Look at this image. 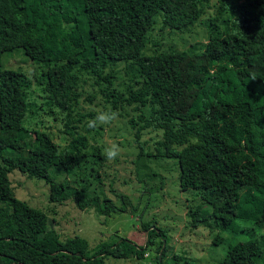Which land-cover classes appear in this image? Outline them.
Segmentation results:
<instances>
[{"label":"trees","instance_id":"1","mask_svg":"<svg viewBox=\"0 0 264 264\" xmlns=\"http://www.w3.org/2000/svg\"><path fill=\"white\" fill-rule=\"evenodd\" d=\"M210 2L0 0V264H105L109 256L149 264L144 254L154 243L155 264L164 263L169 236L157 225H143L142 245L121 238L90 249L77 235L60 239L47 214L11 188L9 173L18 170L43 179L51 201L72 199L106 215L127 209L129 197L106 172L104 127H87L103 110L126 120L141 153L144 132L160 135L148 155L177 160L180 189L209 205L214 227L236 234L241 222L264 225V0H216L199 51L142 52L157 23L184 30ZM16 48L40 66L43 93L62 117V150L47 131L28 134L29 79L1 63ZM52 166L72 179L56 181ZM104 178L122 205L97 190ZM202 210L188 208L193 228L210 225ZM222 240L217 233L212 242ZM168 264L192 263L173 252ZM217 264H264V233L229 242Z\"/></svg>","mask_w":264,"mask_h":264},{"label":"rangeland","instance_id":"2","mask_svg":"<svg viewBox=\"0 0 264 264\" xmlns=\"http://www.w3.org/2000/svg\"><path fill=\"white\" fill-rule=\"evenodd\" d=\"M215 3L216 0H211L210 7L206 8L204 15L184 30L164 27L157 23L161 21V16L156 15L157 24L149 32V39L142 52L152 54L171 49L199 51L208 40L207 21L215 16ZM1 63L3 68L23 72L29 79L30 86L26 92L27 110L23 120L28 134L34 129L47 131L57 142L59 150H62L65 145L62 117L43 93L40 66L33 62L22 48L2 53ZM95 108L101 109L99 106ZM103 127L99 142L104 148L111 144H117L120 148V155L114 161H109L106 172L109 173V178L114 180L110 184L115 192L123 193L130 199L131 203L124 211H112L106 215L95 208L81 210L72 199L61 203L51 201L49 186L43 179L29 178L18 170L9 173L10 185L15 196L45 212L49 225H53L60 239L77 235L88 241L90 249L99 244L112 245L121 238L129 240L134 245H142L146 235L143 225L151 223L153 227L157 225L165 229L169 236L170 247L167 249L168 254L163 264L170 263V255L173 252L186 254L192 264H217L225 255L229 242L256 238L264 233V225L260 224L241 222L243 230L236 234L214 227L213 220L208 219L209 205L195 193V190L180 189L177 160L148 155L154 152L156 140L160 137L157 132L143 133L140 139L143 146L141 153L134 134L123 117L118 116L111 124ZM49 172L56 181L72 179L57 166L50 167ZM108 180L104 178V185L97 190L109 196L116 205H122V198L111 191ZM197 204H202L203 210L200 215L203 219H208L210 225L200 224L197 228L191 226L187 211L189 207ZM217 233H220L223 240L213 244L212 240ZM158 239L159 237H156L155 241ZM147 251L148 256H144L143 262L155 264V243L150 245ZM138 263L135 257L124 259L109 256L105 259V264Z\"/></svg>","mask_w":264,"mask_h":264},{"label":"clouds","instance_id":"3","mask_svg":"<svg viewBox=\"0 0 264 264\" xmlns=\"http://www.w3.org/2000/svg\"><path fill=\"white\" fill-rule=\"evenodd\" d=\"M118 118V113L115 111H100L95 118L87 122L89 129H95L104 125L111 124ZM105 157L108 161H114L120 155V148L117 144H111L104 149Z\"/></svg>","mask_w":264,"mask_h":264},{"label":"built area","instance_id":"4","mask_svg":"<svg viewBox=\"0 0 264 264\" xmlns=\"http://www.w3.org/2000/svg\"><path fill=\"white\" fill-rule=\"evenodd\" d=\"M144 255H145V256H148V253H145Z\"/></svg>","mask_w":264,"mask_h":264}]
</instances>
